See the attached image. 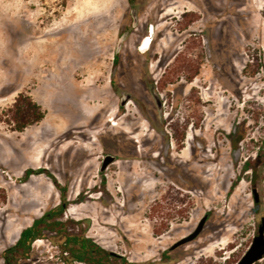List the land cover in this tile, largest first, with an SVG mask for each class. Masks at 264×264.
<instances>
[{
  "label": "rangeland",
  "instance_id": "rangeland-1",
  "mask_svg": "<svg viewBox=\"0 0 264 264\" xmlns=\"http://www.w3.org/2000/svg\"><path fill=\"white\" fill-rule=\"evenodd\" d=\"M20 92L45 112L23 131ZM30 168L133 263L236 264L264 217V0H0V264L62 199ZM60 242L47 232L16 264H85Z\"/></svg>",
  "mask_w": 264,
  "mask_h": 264
},
{
  "label": "trees",
  "instance_id": "trees-1",
  "mask_svg": "<svg viewBox=\"0 0 264 264\" xmlns=\"http://www.w3.org/2000/svg\"><path fill=\"white\" fill-rule=\"evenodd\" d=\"M13 128L23 131L28 126L41 121L45 112L41 105L29 94L20 92L16 97L13 109ZM253 161L244 166L248 169ZM46 172L61 190V202L46 210L33 223L25 227L17 241L3 251L4 264H16L19 260L28 258L31 254L32 243L45 236L47 232L58 237L62 257L66 262L79 261L85 264H137L131 262L126 256L110 251L86 234V229L80 227V222L73 218L65 219L64 214L69 201L65 189L60 187L57 179L45 168L28 169L26 177L32 173ZM81 201V199H78Z\"/></svg>",
  "mask_w": 264,
  "mask_h": 264
},
{
  "label": "water",
  "instance_id": "water-1",
  "mask_svg": "<svg viewBox=\"0 0 264 264\" xmlns=\"http://www.w3.org/2000/svg\"><path fill=\"white\" fill-rule=\"evenodd\" d=\"M133 16H134V23H137L138 17L136 15V12L133 10ZM154 35V29L153 27L150 28V33L148 36H146L141 44V50H146L148 49L151 39ZM125 38V34L122 36L120 39L118 46H117V51L120 50L123 44V39ZM150 91L152 92L153 97L156 99V102L161 108V100H160V95L157 91L154 90V84L150 85ZM130 99V96L127 94L125 97L122 98V104H125L128 100ZM237 159V155L235 157ZM116 160V156L112 154H106L102 160V164L100 167L101 171H104L110 163ZM255 193V201H258L259 195L256 189H254ZM207 219V215H205L199 222L198 226L196 229L189 235L183 237L179 241H177L174 244V247L187 243L189 241H192L194 238H196L199 233L201 232L205 222ZM264 257V217L262 218L261 224L258 228V234L254 236L251 244L249 245L248 249L244 252V254L241 256V258L237 261L236 264H254L256 261L260 260L261 258Z\"/></svg>",
  "mask_w": 264,
  "mask_h": 264
},
{
  "label": "flooded vegetation",
  "instance_id": "flooded-vegetation-1",
  "mask_svg": "<svg viewBox=\"0 0 264 264\" xmlns=\"http://www.w3.org/2000/svg\"><path fill=\"white\" fill-rule=\"evenodd\" d=\"M151 84H154V90L155 91H158V89H159V87L156 85V83H152V82H148V84H147V86H148V88H149V90H150V85ZM151 92V91H150ZM158 93H159V95H160V100H161V108H159V106H158V104H157V102H156V99L153 97V99H154V101H155V104H156V106H157V109H158V112H159V118H160V120H163L162 119V116H161V113H162V104H163V100H162V97H161V94H160V92L158 91ZM151 95H152V92H151ZM153 96V95H152ZM122 105H125V104H122ZM164 154H165V156H168L169 154H170V149H169V146L168 147H166L165 146V148H164ZM117 159V158H116ZM116 161V160H115ZM115 161H113V162H115ZM112 162V163H113Z\"/></svg>",
  "mask_w": 264,
  "mask_h": 264
},
{
  "label": "bare ground",
  "instance_id": "bare-ground-1",
  "mask_svg": "<svg viewBox=\"0 0 264 264\" xmlns=\"http://www.w3.org/2000/svg\"><path fill=\"white\" fill-rule=\"evenodd\" d=\"M113 124H118V122L114 121Z\"/></svg>",
  "mask_w": 264,
  "mask_h": 264
}]
</instances>
